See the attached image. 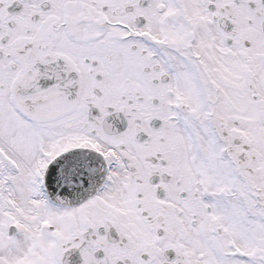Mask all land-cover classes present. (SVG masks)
Segmentation results:
<instances>
[{"label": "flooded vegetation", "instance_id": "1", "mask_svg": "<svg viewBox=\"0 0 264 264\" xmlns=\"http://www.w3.org/2000/svg\"><path fill=\"white\" fill-rule=\"evenodd\" d=\"M207 123L245 169L264 147L248 128L264 124V0H0V148L18 163L8 179L0 150V264H232ZM89 143L115 148L103 189L34 204L49 160Z\"/></svg>", "mask_w": 264, "mask_h": 264}, {"label": "rangeland", "instance_id": "2", "mask_svg": "<svg viewBox=\"0 0 264 264\" xmlns=\"http://www.w3.org/2000/svg\"><path fill=\"white\" fill-rule=\"evenodd\" d=\"M54 130L56 131V133H62V129L58 128V127H54ZM234 170V169H233ZM258 179L260 178H256L254 179L255 181L259 182ZM241 180L240 176L238 175L237 171L236 172H232L231 176H230V182H231V186L232 189L236 186V184H238V182ZM243 181V180H242ZM239 185V184H238ZM260 185L264 186V183ZM238 199V195L235 196ZM255 214H261L262 211H260L261 209H258L257 207L255 208ZM231 210H232V215L233 216H237V221H236V228L238 230V233L240 236H253V240L251 238V243L252 242H256L258 245L262 244V240L261 238H259L260 234L263 233L264 234V226H261L259 223V217L257 218L256 216L253 217H248V223L246 225H242V223L240 222L238 216L240 215V212L242 210V206L239 205L238 201H236V204L233 203L231 204ZM264 242V241H263ZM264 244V243H263Z\"/></svg>", "mask_w": 264, "mask_h": 264}, {"label": "bare ground", "instance_id": "3", "mask_svg": "<svg viewBox=\"0 0 264 264\" xmlns=\"http://www.w3.org/2000/svg\"><path fill=\"white\" fill-rule=\"evenodd\" d=\"M41 203H43V201H41ZM18 204L20 205L21 204V202L18 200Z\"/></svg>", "mask_w": 264, "mask_h": 264}]
</instances>
